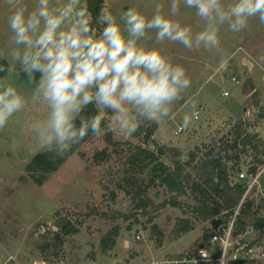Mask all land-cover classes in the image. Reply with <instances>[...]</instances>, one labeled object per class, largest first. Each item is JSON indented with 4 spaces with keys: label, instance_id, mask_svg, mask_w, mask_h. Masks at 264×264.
I'll use <instances>...</instances> for the list:
<instances>
[{
    "label": "rangeland",
    "instance_id": "rangeland-1",
    "mask_svg": "<svg viewBox=\"0 0 264 264\" xmlns=\"http://www.w3.org/2000/svg\"><path fill=\"white\" fill-rule=\"evenodd\" d=\"M159 2L166 6L168 0ZM26 3L32 7L35 0ZM102 3L99 17L109 12L118 15L130 7L149 12L152 0ZM181 12L194 28L200 23L194 10L182 7ZM9 13L4 0H0V64L4 65ZM102 28L98 18L95 29ZM220 38L223 57L203 48L188 51L166 42V54L186 69L191 86L173 105L170 115L158 121L161 128L157 129V122L155 126L147 122L140 126H152L154 141L178 148L185 159L194 148L200 155L206 145L220 138L232 140L235 125L241 124L246 133L257 135L251 143L255 147L246 145L245 151L238 152L237 169L241 166L243 170L247 163H264V25L254 18L238 34L222 29ZM3 75L0 73V77ZM13 83L25 94L27 106L0 129V264H148L162 256H179L196 249L205 222L186 212L188 198L178 197L181 208L166 205L153 210L172 194L162 185L150 186L143 195L144 208L135 209L129 194L115 186L125 176L133 175L144 182L148 179L147 169L132 174L124 161L129 143L152 148L142 134L124 140L111 132V139L117 143L114 150L104 141V135L89 133L63 156L40 151L31 124L45 118L47 108L33 99L32 86L22 79L21 72L17 71ZM195 110L197 119L192 118L187 128L174 134L183 117ZM37 152L56 164L55 170H28ZM34 179H40V183ZM59 216L67 217L77 231L62 237V244L56 247L52 234ZM185 221L191 229L182 232ZM112 226L116 228L114 245L102 250L99 239ZM44 244L50 246L42 249ZM217 248L208 244L206 249L216 254Z\"/></svg>",
    "mask_w": 264,
    "mask_h": 264
},
{
    "label": "clouds",
    "instance_id": "clouds-1",
    "mask_svg": "<svg viewBox=\"0 0 264 264\" xmlns=\"http://www.w3.org/2000/svg\"><path fill=\"white\" fill-rule=\"evenodd\" d=\"M7 64H0V129L27 106L13 83L17 71L32 86L33 99L47 108L33 121L38 148L63 156L91 133L112 132L127 140L141 123L166 119L191 81L186 69L166 54L165 44L203 48L223 57L222 29L238 34L249 21L264 25V0H152L150 11L130 7L99 17L95 29L87 0H4ZM194 10L195 28L181 8ZM154 33V36L151 35ZM94 105L96 114L83 115ZM195 104L192 108L195 109ZM186 115L182 127L192 117Z\"/></svg>",
    "mask_w": 264,
    "mask_h": 264
},
{
    "label": "trees",
    "instance_id": "trees-1",
    "mask_svg": "<svg viewBox=\"0 0 264 264\" xmlns=\"http://www.w3.org/2000/svg\"><path fill=\"white\" fill-rule=\"evenodd\" d=\"M87 3L93 16L92 26L97 28L99 13L103 5L102 0H87ZM21 77L27 82L22 72ZM95 114L96 108L94 105H89L83 113L88 117ZM153 124L155 126V123ZM235 128L232 140L226 141L220 138L218 142L206 145L200 155L197 154V149L194 148L192 151L187 152L185 159H183L178 148L154 141L152 136L154 128L152 126L141 125L134 136L142 134L143 141H149L152 148H149L146 144L139 146L129 143L127 145L129 153L124 161L132 174H138L143 169H147L149 177L144 182L133 175L125 176L121 178V184L115 182V186L123 190L124 193L129 194L135 209L144 208L146 200L143 195L148 187L162 185L172 196L153 206V210L166 205L181 208L183 205L179 202L178 197H186L190 200L186 212L190 213L195 219L205 222L220 214L225 221L228 215L231 214L232 208L238 202L242 192L240 183L232 185L229 183V176H232L238 170L236 164L239 158L238 152L245 151L243 147L246 145L254 146L251 143L257 136L246 133L241 124H236ZM104 141L113 146V150L115 149L117 143L111 139V132L104 134ZM162 158H165L168 163H165ZM262 163H248L247 171L253 173L256 166ZM33 168L40 169L42 173H49L55 170L56 164L48 161L43 152H37L27 165L28 170ZM34 181L40 183V179H34ZM256 214L257 210L253 208L251 201L243 202L234 221L235 229L251 228L263 235L264 217H256ZM53 225L57 228L52 234V243L56 247L62 244V237L77 231L74 224L65 216L57 217ZM180 229L182 232H186L191 228L185 221ZM115 235L116 228L112 226L99 239L100 248L104 250L112 247ZM207 237V232L202 230L201 240L204 241ZM48 246L50 245L44 244L42 249Z\"/></svg>",
    "mask_w": 264,
    "mask_h": 264
},
{
    "label": "built area",
    "instance_id": "built-area-1",
    "mask_svg": "<svg viewBox=\"0 0 264 264\" xmlns=\"http://www.w3.org/2000/svg\"><path fill=\"white\" fill-rule=\"evenodd\" d=\"M231 80L234 81L233 78ZM222 95L226 93L223 92ZM195 112L197 114L192 117L194 120L197 119L198 110ZM182 130V124H179L174 134ZM243 168L242 170L240 166L232 176H229V183L231 185L240 183L242 192L226 220L224 221L219 214L205 221L203 230L207 232L208 237L201 241L193 252H185L179 256H162L148 264H230L232 262L264 264V234L260 235L251 228L236 230L234 224L240 205L245 201L252 202L253 208L257 210L256 217H264V163L257 165L253 173L247 171L248 163ZM208 244L218 246L217 255L207 251Z\"/></svg>",
    "mask_w": 264,
    "mask_h": 264
},
{
    "label": "crops",
    "instance_id": "crops-1",
    "mask_svg": "<svg viewBox=\"0 0 264 264\" xmlns=\"http://www.w3.org/2000/svg\"><path fill=\"white\" fill-rule=\"evenodd\" d=\"M157 124H158V125H157V129L161 128L160 123L157 122ZM153 137H154V136H153ZM153 139H154V138H153Z\"/></svg>",
    "mask_w": 264,
    "mask_h": 264
}]
</instances>
